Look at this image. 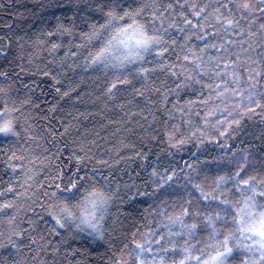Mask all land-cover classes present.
Wrapping results in <instances>:
<instances>
[{
    "label": "snow or ice",
    "instance_id": "6c2138e0",
    "mask_svg": "<svg viewBox=\"0 0 264 264\" xmlns=\"http://www.w3.org/2000/svg\"><path fill=\"white\" fill-rule=\"evenodd\" d=\"M93 3L99 20L74 16L39 34L0 37L6 66L0 67V157L8 175L0 181V217L9 225L7 235L0 232V264H29V256L32 264H82L75 259L79 250L73 242L85 233L108 245L109 264H264V155L257 158L250 147L234 149L229 143L246 117L257 109L264 115V0ZM5 6L0 0V8ZM43 53L51 60L40 67L35 59ZM29 69L54 81L60 100L77 102L88 95L77 89L89 70L99 74L95 81L103 76L100 95L92 92L88 99L98 102V115L124 129L125 139L132 131L129 123L142 130L134 156L142 171L151 169L142 186L131 177L123 184L126 200L111 169L131 157L116 148L111 163L110 158L97 160L96 140L87 135L69 144L65 137L78 118L86 120L91 113L70 104L76 115L67 123L57 120L63 129L58 131L48 114L41 116L35 81L29 85L19 79ZM65 80L68 88L56 87ZM137 97L143 98L142 106ZM58 107L59 102L49 106L48 113ZM112 115L117 118L109 119ZM125 139L120 145L135 149ZM193 139L200 146L227 148L233 163L218 164L220 157L201 163L193 153L184 168L173 165L172 150L183 151ZM260 139L264 143V129ZM144 145L158 147L155 159L150 160L152 148L145 151ZM73 148L75 170L66 174L57 161ZM40 156V164L51 165L43 180ZM94 160L108 173L86 171L85 162ZM181 177L185 183L177 186ZM209 178L211 189L201 182ZM34 188L42 190L38 196ZM133 189L135 194H128ZM30 194L36 198L25 229L17 222L21 209L13 201L23 196L27 202ZM137 196L151 201L139 214L140 226L122 233L123 238L109 235L108 218L113 224L119 219L120 209L113 212L116 202L134 203ZM37 208L55 222L47 235L38 227L43 217Z\"/></svg>",
    "mask_w": 264,
    "mask_h": 264
},
{
    "label": "trees",
    "instance_id": "16d2710c",
    "mask_svg": "<svg viewBox=\"0 0 264 264\" xmlns=\"http://www.w3.org/2000/svg\"><path fill=\"white\" fill-rule=\"evenodd\" d=\"M5 7L0 8V37L6 35H23L27 32L29 35L39 34L41 31L51 30L55 27L57 22L68 24L72 21L73 17H81L87 19L99 20L100 14L94 11L93 0H4ZM79 7L80 11H77ZM102 22V21H100ZM77 24L82 31L87 29L83 27L81 21L78 19ZM10 26V27H9ZM67 43V39H65ZM27 47V45H26ZM31 51V49H29ZM63 49L60 51V55H63ZM27 58H25L26 60ZM51 56L47 53H43L36 57V65L43 67V63L50 61ZM0 67H6L3 65V58L0 57ZM25 67L28 65L25 63ZM16 71H19L16 69ZM98 73H93L91 70L88 72V76L85 79V83L81 85L77 92L87 93L88 95L83 98V102H77L75 100H69L64 98L60 100V97L55 91L53 84L55 83L49 77H45L39 74H34V69H29L26 73H20L19 79L25 84L31 85L32 81H35V87L33 88L34 96L37 98V103L40 105L41 116L48 114L51 120V125L55 126L58 131H62V127L57 123V120H64L66 123L71 120V116H75L76 112L69 105H74L81 112H89L91 115L88 119L78 118L79 123L76 124L67 137L66 141L71 144L73 139L80 138L82 135H87V138L96 140L95 151H115L116 148H120V154L125 157H131L126 162H121L114 166L116 169L124 168V172L118 176V180H127L130 182L129 177L135 180L137 184L142 186V182L148 179L147 172L151 169L142 171V163L139 159L135 158L134 152L138 151L141 147L139 137L143 136V132L139 127L129 123L128 128L132 131L127 134L125 139L124 129L120 128L119 124L108 123V120L103 116L97 114L98 102L93 104L88 96H91L92 92H95L97 96L100 95L103 90L100 86L103 82V76L100 81H95ZM90 78V79H89ZM95 81V82H94ZM56 87H61L62 90L69 87V81H62V84H57ZM139 87V85H137ZM22 95V93H21ZM76 93H72L74 97ZM170 99H172L170 97ZM142 97L136 98V103L142 106ZM59 107L56 113H48L49 106L57 104ZM136 111L135 108L132 109ZM71 113V115H69ZM55 116L56 119H52ZM116 115H112L109 119L115 120ZM39 120L40 118L37 117ZM41 125H47L48 121L40 120ZM243 129L240 133L232 137L229 143L235 148H251L254 154L259 158L260 155H264V143L261 142V130L264 129V115H261L259 109L257 114L250 118L246 117L243 121ZM121 139H125L128 144H135V149L124 148L120 145ZM223 143V140H221ZM152 148V152L149 153L150 160L155 159V154L158 153V147L155 145H144V150ZM73 149H65L60 160L57 164L61 166L64 171L70 173L75 170L76 162L72 159L71 151ZM107 159V157H104ZM188 160V154L184 153L182 156L177 157L178 162ZM107 173L108 169L104 170ZM138 174V175H137ZM115 175V173H114ZM44 173L41 174L40 179L43 180ZM8 179L7 171L5 169L3 158L0 157V181H6ZM178 186V185H177ZM11 199V194H9ZM145 197H136L135 202H129L120 207V212L117 213L119 219L113 224V217L110 216L107 221V226L110 229L109 235L123 238L122 233H128L133 229V226H140L139 214L148 208L151 203L150 200L145 202ZM116 209H113L115 212ZM124 213H132V215L125 217ZM49 218L44 216L39 222V229L47 235L45 229L47 228L46 220ZM142 223V222H141ZM24 228L27 229V222L24 223ZM115 229V231H112ZM27 239V233L25 234ZM73 247L79 250V255L76 256L77 261H81L82 264H109L110 251L107 244L101 241H94L92 238L87 237V234H83L78 240L73 242ZM71 258V257H69Z\"/></svg>",
    "mask_w": 264,
    "mask_h": 264
},
{
    "label": "clouds",
    "instance_id": "9594fccd",
    "mask_svg": "<svg viewBox=\"0 0 264 264\" xmlns=\"http://www.w3.org/2000/svg\"><path fill=\"white\" fill-rule=\"evenodd\" d=\"M161 147H162V145H161ZM198 147L201 149V151H199V152L197 151ZM183 149H184L183 151H176L175 149H173L172 151H173L174 155H172L170 157L173 165L178 166L180 168H184L183 161L178 162L177 157L182 156V154H184V153L188 154V160L192 159V154L195 153L196 158H198L201 161V163H203L205 158H207V160L209 162H211L214 160L215 157H220V160L217 162L218 164L228 165L230 163H233V161H232L233 153L229 152L227 148H221V147L214 145V144L209 143L206 146H200L193 139L190 143L185 144L183 146ZM36 151H37V153H39L41 150L37 149ZM95 154H96L97 160L104 158V157L110 158L109 159L110 163L115 158V151H104V152L95 151ZM43 160H44V157L40 156V160L37 161V166L45 168L46 170L43 173H44V175H48L49 172L51 171V165L50 164H43V165L40 164V161H43ZM213 167H215V164H213ZM93 169H95L97 173H100V172L105 173L104 170L108 169V168H105L102 165L98 164L95 160L94 161H86L85 162V170L88 172H91ZM108 171H109V169H108ZM108 171H107V173H108ZM111 171L113 174L115 173V175L120 176L124 172V168H121L119 170L116 168H112ZM184 171L187 172V169H184ZM146 172H147V170H146ZM52 174H54V173H52ZM38 181H39V176L36 178V180L32 181L31 183L33 185H35V183ZM119 182L121 183V196H123L124 199L126 200L127 194H126V190L123 188V184L128 183V181L121 179V180H119ZM201 182H203L205 184L206 188H209V189L212 188L211 178H209L206 181H201ZM184 183H185L184 178L181 177L179 180L178 186L184 185ZM34 190H35L37 196L42 191L39 188H34ZM141 190H143V188H141ZM187 191L192 192V188L190 186H188ZM128 194H135V190L133 189V192L128 193ZM195 195H196V193L193 192L194 197H195ZM137 197H139V196H137ZM35 198H36L35 196H31V194H30V199L27 202H25L23 196H21L18 200L13 201V203L17 204L21 209V214L17 218L18 223H20V222L25 223V222H27V220L29 218L32 217L33 214L31 211H29V208L32 206L31 200L35 199ZM48 203L52 204L53 200H49ZM125 204H127V203L117 201L116 204L114 205V208L120 209V207L125 205ZM49 210H55V209L53 208V209H49ZM37 212H39L42 217L47 216L49 218L48 220L45 221V223L47 224V228L45 229L46 232L55 226V222L51 219V217H49L47 215L46 211H42L39 208H37ZM25 213H26V215H25ZM106 227L108 228L107 224H106ZM8 228H9V225L7 223V219L4 217H0V232H3L5 235H7L8 234ZM4 243H7V241L5 240ZM28 260H29V264H32L30 256L28 257Z\"/></svg>",
    "mask_w": 264,
    "mask_h": 264
}]
</instances>
